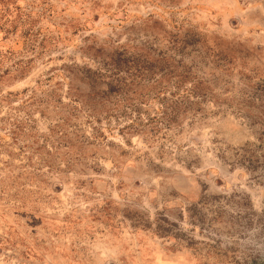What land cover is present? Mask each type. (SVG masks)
Instances as JSON below:
<instances>
[{"label": "rangeland", "instance_id": "1", "mask_svg": "<svg viewBox=\"0 0 264 264\" xmlns=\"http://www.w3.org/2000/svg\"><path fill=\"white\" fill-rule=\"evenodd\" d=\"M0 264H264V0H0Z\"/></svg>", "mask_w": 264, "mask_h": 264}, {"label": "trees", "instance_id": "2", "mask_svg": "<svg viewBox=\"0 0 264 264\" xmlns=\"http://www.w3.org/2000/svg\"><path fill=\"white\" fill-rule=\"evenodd\" d=\"M93 79L97 81L95 77H93ZM181 81H183V78L178 79L177 81L175 80L176 89L170 90L169 96H167L166 91H164L166 87L162 86L163 83L162 79L158 78L155 83V86H158V89L154 93L155 97H157V99H159L162 102V106H163L159 119L162 120L168 127L171 126L172 124H177L183 118V116L181 115L187 111V107L185 106V103L187 102V100H189V102H192L193 100H191L190 96L197 95L196 94L197 92H194V89L192 92L189 91L184 94H180L178 88L181 85ZM115 89L116 86L111 83L109 84L107 89L98 90L96 91L95 94H98L101 91L103 94L106 93L110 94V92L115 91ZM146 95L147 94L145 92L139 93L138 97H141L140 98L141 102L145 100ZM165 220L167 221V218H165ZM158 227L160 230H167V226L164 223L159 224Z\"/></svg>", "mask_w": 264, "mask_h": 264}]
</instances>
